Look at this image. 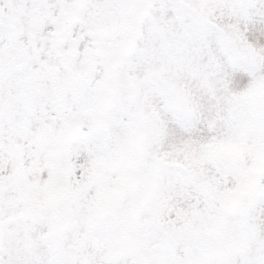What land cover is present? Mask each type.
Returning <instances> with one entry per match:
<instances>
[{"label": "snow or ice", "instance_id": "6c2138e0", "mask_svg": "<svg viewBox=\"0 0 264 264\" xmlns=\"http://www.w3.org/2000/svg\"><path fill=\"white\" fill-rule=\"evenodd\" d=\"M0 264H264V0H0Z\"/></svg>", "mask_w": 264, "mask_h": 264}]
</instances>
